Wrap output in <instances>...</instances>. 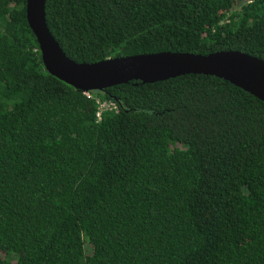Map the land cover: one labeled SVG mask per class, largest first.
Listing matches in <instances>:
<instances>
[{
  "label": "trees",
  "instance_id": "obj_1",
  "mask_svg": "<svg viewBox=\"0 0 264 264\" xmlns=\"http://www.w3.org/2000/svg\"><path fill=\"white\" fill-rule=\"evenodd\" d=\"M25 5L0 0V264H264V102L193 74L86 97L44 69ZM45 20L78 64L264 61V0H46Z\"/></svg>",
  "mask_w": 264,
  "mask_h": 264
},
{
  "label": "water",
  "instance_id": "obj_2",
  "mask_svg": "<svg viewBox=\"0 0 264 264\" xmlns=\"http://www.w3.org/2000/svg\"><path fill=\"white\" fill-rule=\"evenodd\" d=\"M46 0H26L27 24L47 73L82 93L140 81L152 84L184 75L213 76L264 102V61L239 51L208 55L160 52L111 58L91 64L70 60L51 35L45 20Z\"/></svg>",
  "mask_w": 264,
  "mask_h": 264
},
{
  "label": "built area",
  "instance_id": "obj_3",
  "mask_svg": "<svg viewBox=\"0 0 264 264\" xmlns=\"http://www.w3.org/2000/svg\"><path fill=\"white\" fill-rule=\"evenodd\" d=\"M86 97H90L89 93H83ZM96 104L98 106V112L96 114V119L100 120L101 112L108 110H116V105L112 102L100 101L99 99H95Z\"/></svg>",
  "mask_w": 264,
  "mask_h": 264
}]
</instances>
